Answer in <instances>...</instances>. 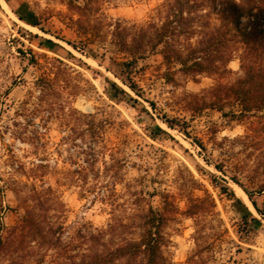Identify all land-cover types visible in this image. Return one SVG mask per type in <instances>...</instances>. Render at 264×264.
Returning a JSON list of instances; mask_svg holds the SVG:
<instances>
[{
	"label": "rangeland",
	"instance_id": "374dc122",
	"mask_svg": "<svg viewBox=\"0 0 264 264\" xmlns=\"http://www.w3.org/2000/svg\"><path fill=\"white\" fill-rule=\"evenodd\" d=\"M168 1L0 0V264H97L140 240L150 210L166 217L168 264H264V216L245 192L264 208V111L211 105L218 83L264 72V53L235 38L226 73L189 75L151 51L133 91L117 25L131 39ZM182 1L195 10L185 52L225 30L214 1Z\"/></svg>",
	"mask_w": 264,
	"mask_h": 264
},
{
	"label": "trees",
	"instance_id": "16d2710c",
	"mask_svg": "<svg viewBox=\"0 0 264 264\" xmlns=\"http://www.w3.org/2000/svg\"><path fill=\"white\" fill-rule=\"evenodd\" d=\"M73 1L75 0H71V2ZM212 1L216 3L213 10L223 21L225 30L211 32L198 46L190 45L186 52L184 46H180L178 42L183 34L191 33L189 30L184 29L183 25L185 21L194 18L192 13L195 10H193L194 6L189 3H186L188 5L186 8L182 0H169L167 3L159 5L155 10V17H152L146 26L143 25L137 28L131 39L126 38L120 32L121 30H127V28H123L121 24L117 25L119 32L115 35L116 45L121 52L128 55L127 59L121 62V67L123 73H126L129 87L133 91L137 93L140 91L138 84L132 78L134 67H136L139 59L146 57L151 51L160 50L168 66L179 64L180 69L189 75L226 73L228 63L231 60V41L235 38H239L250 53L256 55L264 53L261 52V50L264 51V27L261 25V23H264V11L257 9L255 0H239V3L228 2L227 4L222 3V1L221 3L219 1L220 4H217V0ZM185 12L187 16H185ZM209 16H211V11H206L202 15L204 18H209ZM159 17L163 18L164 21L160 26H157L155 19ZM251 17L254 18L252 27H243L241 24L242 18ZM37 25H39L38 22ZM67 42L76 50H83L80 46L70 41ZM246 72L245 78H242L237 85L228 87L218 83L213 88L216 96L218 94L219 96L215 102L211 103L212 107L223 110L227 104L226 102L221 103L224 95H226V97L235 96L236 100H239L241 106L240 116L255 111H264V72L259 70V74L255 75L252 69L248 68ZM257 76L261 82L254 84ZM234 115L237 116V114ZM166 123L170 127L177 126L174 120H166ZM235 181L242 185L238 180ZM222 189L228 193V187L223 186ZM245 192L257 212L264 216V208H261L253 198V193L246 189ZM232 194L235 195L233 191ZM149 212L143 216V232L140 240L135 241L124 238L115 250H111L106 254L97 253L95 255L96 263L105 264L115 260H126L128 264H168L163 253L165 236L162 231L166 217L161 212L154 210Z\"/></svg>",
	"mask_w": 264,
	"mask_h": 264
}]
</instances>
